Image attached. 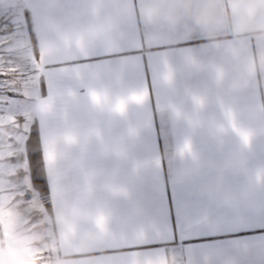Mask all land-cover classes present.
I'll list each match as a JSON object with an SVG mask.
<instances>
[{"label":"crops","instance_id":"0c3cea01","mask_svg":"<svg viewBox=\"0 0 264 264\" xmlns=\"http://www.w3.org/2000/svg\"><path fill=\"white\" fill-rule=\"evenodd\" d=\"M20 1L51 264H264V0Z\"/></svg>","mask_w":264,"mask_h":264},{"label":"rangeland","instance_id":"374dc122","mask_svg":"<svg viewBox=\"0 0 264 264\" xmlns=\"http://www.w3.org/2000/svg\"><path fill=\"white\" fill-rule=\"evenodd\" d=\"M25 25L21 1L0 0V264H51L46 203L26 161L36 83Z\"/></svg>","mask_w":264,"mask_h":264},{"label":"clouds","instance_id":"9594fccd","mask_svg":"<svg viewBox=\"0 0 264 264\" xmlns=\"http://www.w3.org/2000/svg\"><path fill=\"white\" fill-rule=\"evenodd\" d=\"M150 10V7L145 8V17L147 18L148 12ZM127 14V10L124 7L118 8L115 13H113L110 16H107L103 19H99L97 23L91 28L90 35L93 37H99V36H107L112 33H114L115 29L117 28L121 18H123ZM155 13H153V18H155ZM88 39L82 35V34H73L70 36H65L61 40V44L63 46L68 45H74L79 48H83L87 45ZM53 48H57L58 45L52 44ZM101 97H104V99L99 105H113L114 102L121 96V95H112L108 93H102L98 92ZM175 116L179 119L183 117V113L180 111L174 112ZM251 134V133H250ZM181 148L186 149L185 144L181 146ZM257 181H264V173H260L257 175ZM112 191H118L119 189L113 186L111 188Z\"/></svg>","mask_w":264,"mask_h":264},{"label":"trees","instance_id":"16d2710c","mask_svg":"<svg viewBox=\"0 0 264 264\" xmlns=\"http://www.w3.org/2000/svg\"><path fill=\"white\" fill-rule=\"evenodd\" d=\"M29 24L30 23L28 22V26H30ZM26 149L32 171L33 185L41 193V195L45 196L46 182L43 175V164L39 147L38 133L34 126L27 140Z\"/></svg>","mask_w":264,"mask_h":264},{"label":"snow or ice","instance_id":"6c2138e0","mask_svg":"<svg viewBox=\"0 0 264 264\" xmlns=\"http://www.w3.org/2000/svg\"><path fill=\"white\" fill-rule=\"evenodd\" d=\"M104 99V97H101L100 95L96 94V93H93V100L97 103H101ZM131 99L133 100H136V101H140L142 99L141 96H133L131 97ZM125 104H126V101L124 100H118L115 104V109L117 111H121L123 112L124 109H125ZM227 116H228V119L231 123V126H232V129L233 131H235L237 133V135L240 136L241 140L245 143V144H248L249 141H250V137H251V134L250 132H247L239 127H237L236 123H235V120L234 118L232 117V114L229 112L227 113ZM186 147H190L188 145H186ZM100 223H103V219L101 218V221Z\"/></svg>","mask_w":264,"mask_h":264}]
</instances>
